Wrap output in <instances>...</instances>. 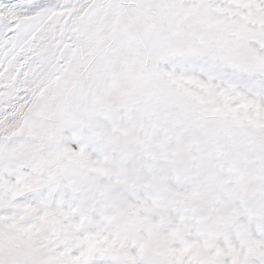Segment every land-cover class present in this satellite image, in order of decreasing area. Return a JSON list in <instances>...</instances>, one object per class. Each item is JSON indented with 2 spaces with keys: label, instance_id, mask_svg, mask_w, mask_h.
Wrapping results in <instances>:
<instances>
[{
  "label": "snow or ice",
  "instance_id": "snow-or-ice-1",
  "mask_svg": "<svg viewBox=\"0 0 264 264\" xmlns=\"http://www.w3.org/2000/svg\"><path fill=\"white\" fill-rule=\"evenodd\" d=\"M0 264H264V0H0Z\"/></svg>",
  "mask_w": 264,
  "mask_h": 264
}]
</instances>
